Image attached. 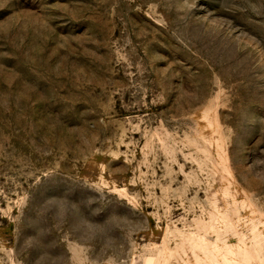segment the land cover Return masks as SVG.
<instances>
[{
  "label": "rangeland",
  "instance_id": "1",
  "mask_svg": "<svg viewBox=\"0 0 264 264\" xmlns=\"http://www.w3.org/2000/svg\"><path fill=\"white\" fill-rule=\"evenodd\" d=\"M0 264H264V0H0Z\"/></svg>",
  "mask_w": 264,
  "mask_h": 264
}]
</instances>
